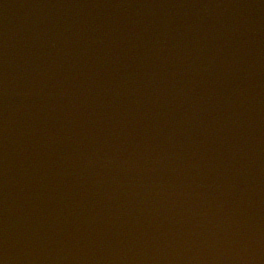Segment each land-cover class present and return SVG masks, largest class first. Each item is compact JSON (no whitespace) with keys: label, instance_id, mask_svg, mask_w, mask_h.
I'll return each mask as SVG.
<instances>
[{"label":"water","instance_id":"water-1","mask_svg":"<svg viewBox=\"0 0 264 264\" xmlns=\"http://www.w3.org/2000/svg\"><path fill=\"white\" fill-rule=\"evenodd\" d=\"M0 264H264V0H0Z\"/></svg>","mask_w":264,"mask_h":264}]
</instances>
